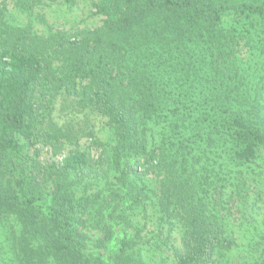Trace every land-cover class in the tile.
<instances>
[{
  "label": "trees",
  "instance_id": "trees-1",
  "mask_svg": "<svg viewBox=\"0 0 264 264\" xmlns=\"http://www.w3.org/2000/svg\"><path fill=\"white\" fill-rule=\"evenodd\" d=\"M91 5L0 0V264H264V0Z\"/></svg>",
  "mask_w": 264,
  "mask_h": 264
},
{
  "label": "rangeland",
  "instance_id": "rangeland-1",
  "mask_svg": "<svg viewBox=\"0 0 264 264\" xmlns=\"http://www.w3.org/2000/svg\"><path fill=\"white\" fill-rule=\"evenodd\" d=\"M7 4L9 5V10L12 11L11 16L15 22H20L21 24H25L27 22H31L35 29L38 32H43V26L37 23V16L40 14L42 15L46 21L53 25L57 30H71L72 28H82V27H95L99 25L100 18L99 16L93 15V8L92 3L93 0H77V2L72 6L63 5L61 3H53L45 5L34 12H31V19L29 16L25 14H18L12 9V0H6ZM50 155V154H48ZM240 215H237L239 218L238 223L243 228L247 229L248 231L252 230V226L248 223L242 222L240 220ZM261 224L257 226L260 228ZM233 258V257H232ZM157 262H153L155 264ZM161 264V263H159ZM165 264H171L169 261Z\"/></svg>",
  "mask_w": 264,
  "mask_h": 264
}]
</instances>
